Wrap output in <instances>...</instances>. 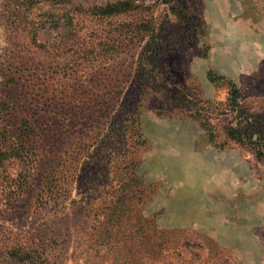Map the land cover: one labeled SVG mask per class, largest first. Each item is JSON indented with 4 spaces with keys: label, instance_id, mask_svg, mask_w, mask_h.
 Instances as JSON below:
<instances>
[{
    "label": "rangeland",
    "instance_id": "1",
    "mask_svg": "<svg viewBox=\"0 0 264 264\" xmlns=\"http://www.w3.org/2000/svg\"><path fill=\"white\" fill-rule=\"evenodd\" d=\"M232 84L264 128V0H0V264H264Z\"/></svg>",
    "mask_w": 264,
    "mask_h": 264
},
{
    "label": "trees",
    "instance_id": "2",
    "mask_svg": "<svg viewBox=\"0 0 264 264\" xmlns=\"http://www.w3.org/2000/svg\"><path fill=\"white\" fill-rule=\"evenodd\" d=\"M45 0H28L32 6H37L39 3H42ZM49 1V0H46ZM59 0H50L52 3H57ZM73 0H60V2L68 3ZM130 4L126 2H120L115 5H108L107 7L100 9V13L102 15H114L117 13H122L125 10H128ZM230 97L228 99V107H232L233 110L236 111L237 116L235 117L236 123H230L225 128V133L227 137L244 146L250 148L255 155L257 156L259 161L264 162V128H253L251 121L247 118L245 113V109L240 106L239 99L241 98V92L237 87L232 84L230 87ZM219 106V105H218ZM239 114V115H238ZM203 127H206L208 130H211L213 127L209 122H204L202 124ZM213 135V133L211 134Z\"/></svg>",
    "mask_w": 264,
    "mask_h": 264
}]
</instances>
